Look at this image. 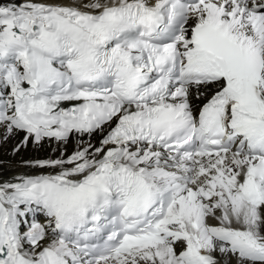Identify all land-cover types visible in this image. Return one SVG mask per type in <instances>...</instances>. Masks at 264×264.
I'll return each instance as SVG.
<instances>
[{
    "label": "snow or ice",
    "instance_id": "6c2138e0",
    "mask_svg": "<svg viewBox=\"0 0 264 264\" xmlns=\"http://www.w3.org/2000/svg\"><path fill=\"white\" fill-rule=\"evenodd\" d=\"M0 264H264V0H0Z\"/></svg>",
    "mask_w": 264,
    "mask_h": 264
},
{
    "label": "rangeland",
    "instance_id": "374dc122",
    "mask_svg": "<svg viewBox=\"0 0 264 264\" xmlns=\"http://www.w3.org/2000/svg\"><path fill=\"white\" fill-rule=\"evenodd\" d=\"M35 155H40V156H43L44 155V152L43 151H41V152H39V153H33V152H28V153H25L24 154V158H29L30 156H35ZM4 159H7V157L5 156V157H3ZM17 159H19V157H17Z\"/></svg>",
    "mask_w": 264,
    "mask_h": 264
}]
</instances>
